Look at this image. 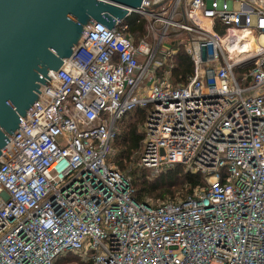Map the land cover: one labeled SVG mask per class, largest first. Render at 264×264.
Returning <instances> with one entry per match:
<instances>
[{"label":"built area","instance_id":"built-area-1","mask_svg":"<svg viewBox=\"0 0 264 264\" xmlns=\"http://www.w3.org/2000/svg\"><path fill=\"white\" fill-rule=\"evenodd\" d=\"M133 14L146 36L89 24L2 148L0 264H264V0H143ZM172 30L193 61L182 85ZM139 108V166L183 164L205 177L195 193L135 198L112 156Z\"/></svg>","mask_w":264,"mask_h":264},{"label":"water","instance_id":"water-1","mask_svg":"<svg viewBox=\"0 0 264 264\" xmlns=\"http://www.w3.org/2000/svg\"><path fill=\"white\" fill-rule=\"evenodd\" d=\"M143 0H0V154L41 85L92 22L108 28Z\"/></svg>","mask_w":264,"mask_h":264},{"label":"trees","instance_id":"trees-1","mask_svg":"<svg viewBox=\"0 0 264 264\" xmlns=\"http://www.w3.org/2000/svg\"><path fill=\"white\" fill-rule=\"evenodd\" d=\"M126 22L129 24L128 31L136 40L146 34V21L138 15L129 16ZM168 63L172 65L171 83L186 84L193 73V61L185 46L179 47V51L169 58ZM146 118V109L139 108L126 113L117 123L118 134L113 142L112 159L120 171L131 177L135 198L138 201L152 199L159 203L195 193L197 188L206 184L205 177L191 172L183 164L161 170L154 179L148 178L150 170L139 166Z\"/></svg>","mask_w":264,"mask_h":264},{"label":"rangeland","instance_id":"rangeland-1","mask_svg":"<svg viewBox=\"0 0 264 264\" xmlns=\"http://www.w3.org/2000/svg\"><path fill=\"white\" fill-rule=\"evenodd\" d=\"M235 8L238 9V5ZM169 33H170L169 37L167 39H165V42H166L165 44H167V42H168V43H171L173 45H176V44L180 45V47L181 46H185L186 41H187V34L185 32H183V31L176 32V31L172 30V31H169ZM166 49H168V48H165V47L162 48V50H164V51ZM112 161L114 162V159H112ZM160 172H158V173H160ZM158 173L152 174V173L149 172L148 173V178L149 179H154L155 175H157ZM180 197H181V195H180ZM70 261H74L75 263L80 264V260L73 253H69L67 255L61 256V260H60V262L58 264H66V263H68ZM87 264H92V263L90 262V263H87Z\"/></svg>","mask_w":264,"mask_h":264},{"label":"crops","instance_id":"crops-1","mask_svg":"<svg viewBox=\"0 0 264 264\" xmlns=\"http://www.w3.org/2000/svg\"><path fill=\"white\" fill-rule=\"evenodd\" d=\"M139 17V16H138ZM128 17H126L125 18V22H126V19H127ZM140 18V17H139ZM144 20V19H143ZM146 21V20H145ZM146 30H147V21H146ZM146 34H147V32H146ZM146 34L144 35V36H146ZM144 36H142V37H144ZM141 38V37H140ZM165 47H169V48H174V49H176L177 50V52L179 51V47H180V45H173V44H171V43H168L167 42V44H165ZM185 49H186V51H187V46L185 45ZM176 52V53H177ZM175 54V53H174ZM173 54V55H174ZM189 54V53H188Z\"/></svg>","mask_w":264,"mask_h":264}]
</instances>
